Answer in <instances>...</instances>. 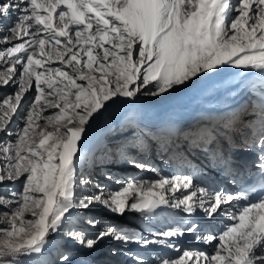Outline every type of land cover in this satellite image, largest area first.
Returning a JSON list of instances; mask_svg holds the SVG:
<instances>
[{
  "label": "snow or ice",
  "instance_id": "snow-or-ice-1",
  "mask_svg": "<svg viewBox=\"0 0 264 264\" xmlns=\"http://www.w3.org/2000/svg\"><path fill=\"white\" fill-rule=\"evenodd\" d=\"M226 65L264 73V0H0V264H93L106 240L121 246L112 255L133 244L176 253L129 249L134 264H264V80L255 122L233 112L196 133L223 184L162 173L139 152L146 132L115 153L154 177H101L85 143L122 98L160 97ZM237 151L254 154L250 166ZM218 216L225 225L209 228ZM186 234L212 250L181 247Z\"/></svg>",
  "mask_w": 264,
  "mask_h": 264
},
{
  "label": "bare ground",
  "instance_id": "bare-ground-1",
  "mask_svg": "<svg viewBox=\"0 0 264 264\" xmlns=\"http://www.w3.org/2000/svg\"><path fill=\"white\" fill-rule=\"evenodd\" d=\"M262 80H264V73H260L257 70H245L226 65L221 66L219 70H213L209 74H201L198 78H193L190 82H186L185 85L177 86L174 90H170L168 93L163 94L160 97L145 99L142 95H139L134 101L122 98L120 103L113 105L109 112L105 113L100 118L95 129L88 134L91 139L85 141V143L88 144L90 148L96 147L100 152H103L97 147V140L101 139L104 141L107 138H112L118 134L123 124L129 123L128 114L130 112L136 114L135 122L142 124L144 127L141 131L130 128L132 129L131 132L133 136H137L139 132H146L148 136L155 137L154 140L157 141L159 137L161 138L162 136H165L171 129L173 131H170V135L176 139L177 134L180 132L178 129H185L189 126L187 124L195 122L198 118L201 120L200 122L203 123L205 122L206 117L216 115L223 119V114L235 112V108L240 106L239 104L241 102L235 104L234 107L232 106L229 109L230 112L228 110L226 111V106L233 104L234 102L236 103L241 99H247L248 96L252 95V92L260 89ZM254 84L256 85L255 88H253ZM217 112L218 115L215 114ZM239 116L241 119L246 117L243 115ZM250 118L253 120H250L249 122H255L256 117L252 116ZM184 129L182 130L183 132ZM195 140L196 139H194V141ZM155 145L157 147V142ZM240 154L241 157L236 156V162L238 161L237 163H240L242 161L241 166H250L251 162L255 159V156L251 151H243V153L241 152ZM151 156H153V154ZM169 156L170 160H178L182 158L183 160H181V163H177L179 166H186L188 163L193 165L192 167L195 166V169L199 168L202 170V173L216 171V175H227L220 169L219 165H216L215 168L213 163L206 159V157L201 159L195 157L194 159L189 160L187 158L192 157L193 155H186L185 153L181 154L177 151L173 153L171 152ZM156 159L157 158H154L155 161L153 164L159 163ZM170 160L163 159V161L160 162L161 164H157L158 169L161 170L162 173H174L171 169L172 164L174 163ZM187 167L182 168V170H185ZM130 168L136 169L132 166H130ZM178 170L180 171L181 169ZM250 170L251 169H249V171ZM122 171L128 172L130 174L129 177L135 176L144 179L154 177L153 173H142L137 175L131 169L129 170V168L128 170L127 168L125 170V167L122 169L121 165L113 168L111 172L118 174ZM216 175L212 176L213 179L220 184H223L225 178L218 180ZM207 180L212 182L210 179ZM238 206V204L229 206L228 210L232 211ZM217 219L220 220L219 216L214 220L217 221ZM216 221H214V223H216Z\"/></svg>",
  "mask_w": 264,
  "mask_h": 264
},
{
  "label": "rangeland",
  "instance_id": "rangeland-1",
  "mask_svg": "<svg viewBox=\"0 0 264 264\" xmlns=\"http://www.w3.org/2000/svg\"><path fill=\"white\" fill-rule=\"evenodd\" d=\"M11 90L12 89H6V90H2V91H11ZM259 90L260 89L252 92V95L251 96H248L247 99L244 98V99H241V100L237 101L236 103L234 102L233 104H230V105L226 106V111L228 110L230 112L229 109L232 106L234 107L235 104H238L239 102H241L239 104L240 106H238L237 108H235V110H236L235 113H237L238 115L245 116V114L248 113L247 111L250 109V107H249V101L256 99V97L259 95ZM30 97H31V93H29V98ZM143 97L145 99H151V98H153V97H147V96H143ZM252 113L253 112L249 111V116L247 114V116L244 117L243 120H245V121L253 120L252 118H250V117H252V116H250ZM215 114L218 115V112L215 113ZM228 114H231V113L223 114V117L222 118H224ZM214 116H215V118H214ZM210 117H211V121L212 120H215L216 123H220L223 120L219 116H216V115H213V116H210ZM198 119L196 121L199 122V123H201L200 122L201 120L200 119L198 120ZM205 122H206V120H205ZM193 124H194V122H191V123L187 124V125H189L187 127H190ZM130 128L135 129V130H139V131H141V130L144 129V127L142 126V124H140L138 122H135V123H125L121 127V129L118 132V134H116L112 138H107L106 140H104V142H106L108 144V148H109V152L107 154L104 151L103 152H100L96 147L90 148L91 150L94 151L95 157L98 158L97 159V165H96V172L101 177H103V175H104V173L106 171H110L111 172L112 169L115 168V167H118V165H121L122 166V169H124V167H125V170H126V168H127V170H128V168H129V170L130 169L132 170V168H130V165H128L127 163H125L124 160L121 159V158H119V156L115 153V146L116 145H121V144H128V145H130V144H132V142H133V134L131 132L132 129H130ZM183 129L184 128H180L178 130L180 132H183L182 131ZM170 131H173V130L170 129ZM168 133H169V131H168ZM168 133L165 136L166 137L168 136L171 140H174L175 138L173 139V137H171V135L168 134ZM140 135H141V133L139 132V134H137L136 137H139ZM165 136H162L161 138L159 137V139H162ZM149 137L151 138L149 140L150 141V144H149V141H145L144 144H143V147L140 148V150H139V152L144 153L147 156H148V153H151V150L157 152V150L160 149V148L158 149V145H157V147L155 145L156 142H157V144H159L158 143V140L157 141L154 140L155 137H152V136H149ZM184 138H185V140L183 141L184 144L190 146L189 145L190 137H184ZM195 139H196V136H195ZM196 148H193L192 147V149H195V150H192V151L189 150V153L191 155H193V156L192 157H189L187 159L192 160L195 157L200 158V159L203 158V157H205V155L198 148H197L198 150ZM233 148H235V145H233ZM241 152L243 153V151H237V152H235V156H240L241 155L240 154ZM159 154H161V153L157 152V154H155V155H159ZM130 155H137V154L134 153V151H133V152L130 153ZM148 157H150V156H148ZM154 158H157L158 160L156 159V161L159 162V163H155L154 164L155 166H157V164H161L160 162H162L163 159L164 160L165 159L168 160L166 157L159 158V156L158 157L156 156ZM181 160H183V159L181 158V159H178V160H172V159L170 160L172 163H174V164H172V168H171L173 172L179 171L178 169H181L180 171H184L186 173H188V172H198V173L203 174V178L210 179V181H212V182L215 181L216 183H219L218 181L214 180L213 177H212V176L216 175L215 174L216 171H212L213 173L212 172H210V173L203 172L202 173V170H200L199 168L195 169L194 168L195 166L192 167L193 165H190L188 163L186 164V166H179L177 163L178 162L181 163ZM237 164H239V163H237ZM187 166H189V167H187ZM213 166H215V168H216V164L213 163ZM185 167H187V168L185 170H182V168H185ZM157 168H158V166H157ZM198 169H199V171H198ZM133 172H135L137 175L142 174V173H147V174L148 173H151L149 171H141V170H136V169H133ZM111 174H112V176H114V177H116L118 179H120V178H127V177L130 176V174L128 172H125V171H122V172H120L118 174L117 173L114 174V172H111ZM207 174H209V175H207ZM216 176H217V179L218 180L223 179V178L226 177V176H221V175H216ZM113 187L115 188L116 185L113 184ZM101 213L105 217H108V218H110L112 220L119 221L121 223L128 224L129 226L134 227L137 230L143 231V229L146 228V227H153V225H150L148 222H145V221L141 220L139 218L138 214H135V213H126L123 217L113 216L111 213L105 212L104 210H101ZM179 215H184V214L183 213H180ZM206 219L207 218H205V220ZM219 219L220 220L217 219V221L216 220L211 221V223L208 225V227L211 228V229H213V230H219L220 228H222L225 225L226 220L224 219L223 216H219ZM214 221H216V223H214ZM154 226L155 227H159V225H154ZM143 234L146 235V236L149 235V233L147 231H144ZM179 241H180L179 244L183 248L203 249V250H206V251H211L212 250V246L211 245H207V244H205L203 242H197L191 235H187L186 234L185 236L179 238ZM57 243H59V239L58 238H57ZM110 247H115V248H118L119 249L121 246L118 245V244H116V243H114V242L110 243L109 241L106 240L102 244H100L99 247L95 251L90 252L87 255H88L89 259L93 261V264H134V261L125 254L126 251H128L129 249L131 251H133L134 253H137V254L143 256L146 260H149V261L153 260L154 257H155V255H157V254H169V255H173V256L176 255V253H173L170 250L161 248L160 246L153 245V246L148 247L147 249H143V248H141V247H139L138 245H135V244L126 246L122 250L118 251L117 254L112 255L109 252Z\"/></svg>",
  "mask_w": 264,
  "mask_h": 264
}]
</instances>
